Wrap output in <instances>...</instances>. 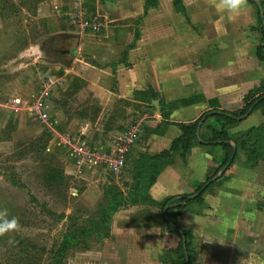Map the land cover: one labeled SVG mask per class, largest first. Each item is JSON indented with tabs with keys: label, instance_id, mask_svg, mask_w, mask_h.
I'll return each instance as SVG.
<instances>
[{
	"label": "crops",
	"instance_id": "crops-1",
	"mask_svg": "<svg viewBox=\"0 0 264 264\" xmlns=\"http://www.w3.org/2000/svg\"><path fill=\"white\" fill-rule=\"evenodd\" d=\"M181 4L178 11L172 0L111 1L106 9L120 19H111L108 40L92 43L88 52L96 65L90 89L100 106L114 112V121L118 108L145 117L128 155L138 163L169 151L182 135L180 125L194 124L208 112L239 110L246 95L264 91V61L257 57L264 44V0H248L236 18L218 13L209 0ZM75 37L72 61L57 65L71 67L80 46ZM213 122L208 119L199 135L208 136L204 127ZM263 122L262 112L254 110L226 131L234 139ZM91 130L82 131L84 140L103 145L88 140ZM200 143L151 161L145 168L157 174L146 201L120 215L110 239L93 251L98 259L73 264H174L181 238L168 230L160 204L193 194L211 177L200 199L174 220L185 234L189 264H264V163L248 168L238 152L222 168L224 151Z\"/></svg>",
	"mask_w": 264,
	"mask_h": 264
},
{
	"label": "rangeland",
	"instance_id": "rangeland-1",
	"mask_svg": "<svg viewBox=\"0 0 264 264\" xmlns=\"http://www.w3.org/2000/svg\"><path fill=\"white\" fill-rule=\"evenodd\" d=\"M111 1L0 0V210L7 209L21 226L0 237V264H54L64 243L69 248L62 264L98 259L93 251L110 239L120 215L146 201L136 196L140 176L151 180L155 170L144 173L129 157L120 177L105 169L79 175L67 152L56 146L58 134L77 136L85 121L92 128L88 140L107 145L132 119L141 118L118 108L114 121V112L100 106L90 89L89 74L96 66L90 47L108 40L111 19H120L107 11ZM56 35L80 37L69 69L54 63L46 50ZM44 91L56 121L53 129L41 126L28 111ZM15 100L17 112L11 107ZM118 199V211L110 214Z\"/></svg>",
	"mask_w": 264,
	"mask_h": 264
},
{
	"label": "trees",
	"instance_id": "trees-1",
	"mask_svg": "<svg viewBox=\"0 0 264 264\" xmlns=\"http://www.w3.org/2000/svg\"><path fill=\"white\" fill-rule=\"evenodd\" d=\"M155 0H148V4L153 3ZM175 8L178 11H182V4L181 0H172ZM257 57L260 61H264V44L258 47L257 50ZM260 110L264 117V91L259 94V91L256 93L248 94L244 97V105L241 109L235 111H222L220 113L217 112H208L201 116V118L195 122L194 124L190 125H180V129L182 131V135L180 138L175 140L170 148L169 151H164L155 157H151L148 159L143 160V162L138 163L142 172H147L148 170H155L152 174L151 180L147 179V176H140L141 185H138L136 196L143 195L145 200L146 198V191L150 186L152 180L154 179L155 175L157 174V170L150 167L146 169L148 164H151V161L158 160L160 158H166L170 155V152H174L179 146L182 148L183 153L187 152L192 145L199 143L196 132L203 128L204 123L213 118L214 122L210 125L205 126L206 130H208V136H203L200 134V139L202 140L201 145H210V146H217L220 147L224 151V160L222 164V168L225 167L227 164H231L237 155L238 152H242L245 157V165L248 168H254L258 165L259 162L264 163V122L259 127L251 128L247 132L239 135L238 137L232 139L227 131L226 128L232 126L242 120H244L252 111ZM202 122V125L199 123ZM231 141L234 142V146L231 145ZM128 161V158H127ZM126 161V166H127ZM145 175V174H144ZM212 177L208 178L204 183L200 184L196 187L193 194L189 195H182L178 197H171L164 200L160 204V212L162 215L164 213L167 216V219L164 218L166 222V226L171 233H176L181 238V243L179 247L180 257L178 261L174 264H186V254L189 258H191V252L189 250L188 243L186 241L185 234L177 227L176 223L174 222L176 214L182 211L186 205L191 203L192 201H196L200 199L202 193H204L212 183H210ZM198 194L196 198L194 195ZM122 199H118L117 201H113L111 206L109 207V213L115 214L118 211L119 205L121 204ZM135 205V204H133ZM75 235L67 234L65 238L72 241ZM107 236V235H106ZM74 240V239H73ZM185 246V250H184ZM69 248V244L64 243L62 247L55 252L56 260L54 264H62L63 253L66 249ZM186 251V252H185Z\"/></svg>",
	"mask_w": 264,
	"mask_h": 264
},
{
	"label": "built area",
	"instance_id": "built-area-1",
	"mask_svg": "<svg viewBox=\"0 0 264 264\" xmlns=\"http://www.w3.org/2000/svg\"><path fill=\"white\" fill-rule=\"evenodd\" d=\"M80 1L82 0H78V3ZM79 23L81 26L87 25L86 21L80 19ZM47 95V91H44L35 97L28 111L30 116L41 126L53 129L56 121L48 111L45 99ZM16 103L19 101L15 100L11 104L12 110L15 112L18 111ZM144 119L145 117L132 119L122 135L105 146L94 145L84 140L82 131L89 128L88 123L81 125L77 136L72 135L71 131L58 134L56 146L67 152L71 167L79 175L90 173L96 169H105L115 177H120L126 169L128 155L140 136Z\"/></svg>",
	"mask_w": 264,
	"mask_h": 264
},
{
	"label": "clouds",
	"instance_id": "clouds-1",
	"mask_svg": "<svg viewBox=\"0 0 264 264\" xmlns=\"http://www.w3.org/2000/svg\"><path fill=\"white\" fill-rule=\"evenodd\" d=\"M209 4L218 13L236 18L247 10L248 0H209ZM20 227L15 216L9 218L7 209L0 210V237L18 232Z\"/></svg>",
	"mask_w": 264,
	"mask_h": 264
},
{
	"label": "flooded vegetation",
	"instance_id": "flooded-vegetation-1",
	"mask_svg": "<svg viewBox=\"0 0 264 264\" xmlns=\"http://www.w3.org/2000/svg\"><path fill=\"white\" fill-rule=\"evenodd\" d=\"M47 42H51L46 47V50L52 56L53 62L69 65L76 52L78 38L70 35H56L51 37Z\"/></svg>",
	"mask_w": 264,
	"mask_h": 264
},
{
	"label": "water",
	"instance_id": "water-1",
	"mask_svg": "<svg viewBox=\"0 0 264 264\" xmlns=\"http://www.w3.org/2000/svg\"><path fill=\"white\" fill-rule=\"evenodd\" d=\"M257 6H258V9H259V11H260V15L262 16V15H263L262 7H261V5H259L258 3H257ZM200 124H201V123H200ZM196 137H197V139L199 140V142L202 143V140L200 139V136H199V131L196 132ZM197 196H198V194L194 195V197H197ZM164 218L167 219V216H166L165 213H164ZM184 250H185V246H184ZM185 252H186V251H185ZM186 264H189V258H188V256H187V254H186Z\"/></svg>",
	"mask_w": 264,
	"mask_h": 264
}]
</instances>
